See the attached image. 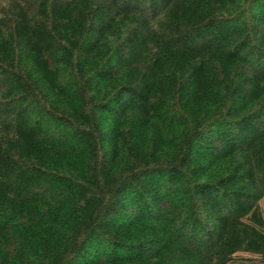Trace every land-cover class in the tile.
Returning <instances> with one entry per match:
<instances>
[{"label":"trees","instance_id":"obj_1","mask_svg":"<svg viewBox=\"0 0 264 264\" xmlns=\"http://www.w3.org/2000/svg\"><path fill=\"white\" fill-rule=\"evenodd\" d=\"M264 264V0H0V264Z\"/></svg>","mask_w":264,"mask_h":264},{"label":"rangeland","instance_id":"obj_2","mask_svg":"<svg viewBox=\"0 0 264 264\" xmlns=\"http://www.w3.org/2000/svg\"><path fill=\"white\" fill-rule=\"evenodd\" d=\"M252 261H254L253 257L246 254H239L237 260H234L231 264H255Z\"/></svg>","mask_w":264,"mask_h":264}]
</instances>
